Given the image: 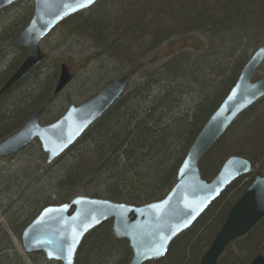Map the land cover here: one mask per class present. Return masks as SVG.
Masks as SVG:
<instances>
[{"label":"trees","instance_id":"trees-1","mask_svg":"<svg viewBox=\"0 0 264 264\" xmlns=\"http://www.w3.org/2000/svg\"><path fill=\"white\" fill-rule=\"evenodd\" d=\"M32 11L31 0L0 11V86L26 56L25 47L8 42ZM57 31L60 44L78 51L77 61L85 55L77 64L93 71L79 96L91 97L118 77L130 79L109 109L51 164L45 165L36 141L0 158V264H60L40 251L25 253L19 243L23 229L46 205L76 195L133 205L163 198L201 127L264 45V0H98L43 40ZM60 62L46 53L0 96V141L42 106L46 124L72 103L67 96L66 106L57 104ZM263 75L264 60L255 78ZM231 155L248 157L254 170L231 182L169 244L164 257L144 264H199L255 171L264 173V96L204 153L201 177L212 178ZM259 253L264 255V218L229 243L217 264H248ZM130 257L128 242L113 235L107 220L84 235L74 264H127Z\"/></svg>","mask_w":264,"mask_h":264},{"label":"water","instance_id":"water-1","mask_svg":"<svg viewBox=\"0 0 264 264\" xmlns=\"http://www.w3.org/2000/svg\"><path fill=\"white\" fill-rule=\"evenodd\" d=\"M19 0H0V10ZM28 23L9 42L23 46L24 61L0 88V96L41 63L45 54L41 41L64 19L89 8L98 0H32ZM264 60V45L256 49L241 69L235 83L201 127L183 158L173 186L160 200L141 205L76 195L68 201L42 209L23 229L20 246L25 253L40 251L47 260L74 264L84 235L111 220L116 238L125 239L131 250L127 264H144L164 257L169 244L205 211L221 192L238 177L251 173L254 163L246 156L231 155L210 179L201 177L198 163L204 153L225 133L232 122L264 96V75L255 73ZM71 79L66 64L60 65L54 92H62ZM130 77L110 81L103 89L80 104H70L54 121L43 124L45 107L15 133L0 142V158L37 139L51 164L121 96ZM254 179L227 216L202 255L199 264H217L227 245L244 237L264 218V173ZM248 264H264L256 254Z\"/></svg>","mask_w":264,"mask_h":264},{"label":"rangeland","instance_id":"rangeland-1","mask_svg":"<svg viewBox=\"0 0 264 264\" xmlns=\"http://www.w3.org/2000/svg\"><path fill=\"white\" fill-rule=\"evenodd\" d=\"M55 34L56 35L50 37V40H48L47 38V40H43L41 42L42 50L44 53H48L49 57L51 58H55V57L61 58V60L64 61L66 65L68 64L67 66H69L68 68L72 75V80L69 83V85L62 92L58 94L57 103L58 106L63 104L66 106V104L68 103L65 102L64 99H66V97L69 96L70 99L72 100V103L77 104L79 102H82V100H86V98H88L91 95V93H89L86 96H79L78 89L82 91V89L80 88L85 84L84 78H86V76H89L93 71L90 68H83V66L81 67L77 64V62H79L85 55L82 56V54H80L79 56L82 57L79 61H77L76 58L78 56L76 53L78 51H75L74 49L71 48L69 49L64 45L58 46L59 48L56 47L57 43H60V41L57 35L58 31ZM152 59H155V56Z\"/></svg>","mask_w":264,"mask_h":264},{"label":"bare ground","instance_id":"bare-ground-1","mask_svg":"<svg viewBox=\"0 0 264 264\" xmlns=\"http://www.w3.org/2000/svg\"><path fill=\"white\" fill-rule=\"evenodd\" d=\"M31 1H32V0H31ZM11 5H12V4H11ZM32 6H33V1H32ZM8 7H9V6H8ZM4 9H5V8H4ZM2 10H3V9H2ZM0 11H1V10H0ZM81 11H82V10H81ZM32 12H33V11H32ZM18 33H19V32H18ZM18 33H17V34H18ZM15 36H16V35H14V36L9 40V42H10ZM9 42H8V46H9V47H15V46H10V45H9ZM59 44H60V43H57V46H56V47H58V46H62V45H63V44H60V45H59ZM58 48H59V47H58ZM71 49H72V48H71ZM44 54H46V53H44ZM25 57H26V56H25ZM24 59H25V58H24ZM24 59H23V61H24ZM23 61H22V62H23ZM22 62H21V63H22ZM63 62H64V61H62V62H60V63L58 64V67H59V68H60V65L65 64V63H63ZM21 63H20V65H21ZM20 65H19V66H20ZM19 66L15 69V71L19 68ZM15 71H14V72H15ZM14 72H13L10 76H12V75L14 74ZM27 74H28V73H27ZM10 76H9V78H10ZM25 76H26V75H25ZM25 76H24V77H25ZM70 76H71V79H70L69 83H70L71 80H72V75H71V73H70ZM24 77H23V78H24ZM9 78H8V79H9ZM8 79H7V80H8ZM7 80H6V81H7ZM57 80H58V77H57ZM6 81H5V82H6ZM135 81H136L137 83H138L139 81H141V80H140V76H138V77L135 79ZM5 82H4V83H5ZM18 82H19V81H18ZM18 82H17V83H18ZM4 83H3V84H4ZM17 83H16V84H17ZM56 83H57V81H56ZM69 83L67 84V86L69 85ZM3 84L0 86V88L3 86ZM16 84H14V85H16ZM14 85H12V86L10 87V89H11ZM55 86H56V84H55ZM67 86H66V87H67ZM10 89H9V90H10ZM101 89H103V88H101ZM101 89H100V90H101ZM9 90H7V91H9ZM100 90H99V91H100ZM7 91H6V92H7ZM99 91H98V92H99ZM6 92H5V93H6ZM5 93H3V94H5ZM261 98H262V97H261ZM57 104H58V103H57ZM70 104H75V103H70ZM78 104H79V103H78ZM252 105H253V104H252ZM42 107H45V106H42ZM45 109H46V107H45ZM45 109H44V111H45ZM44 111H43V114H44ZM43 114H42V116H43ZM33 115H34V114H33ZM33 115H32V116H33ZM32 116H31V117H32ZM42 116H41V120H40L41 122H42ZM31 117H30V118H31ZM30 118H29V119H30ZM29 119H28V120H29ZM26 122H27V121H26ZM26 122H25V123H26ZM18 130H19V129H18ZM18 130H17V131H18ZM17 131H16V132H17ZM81 136H82V135H81ZM81 136H80V137H81ZM80 137H79V138H80ZM4 139H5V138H4ZM4 139H3V140H4ZM3 140H2V141H3ZM2 141H0V142H2ZM35 141H36L37 143H39V141H38L37 139H34V140H32L31 142H35ZM31 142H30V143H31ZM30 143H28L27 145H25L24 147H22L21 149L15 151V152H13V153H16V152H18V151L24 149V148L27 147ZM39 145H40V144H39ZM40 148H41V146H40ZM41 150H42V149H41ZM42 152H43V150H42ZM13 153H11V154H13ZM43 153H44V152H43ZM11 154L5 155V156H3V157L9 156V155H11ZM44 154H45V153H44ZM1 158H2V157H1ZM45 165H48V164H46V154H45ZM70 199H71V198H70ZM51 205H52V204H50V205H46L45 207H47V206H51ZM58 205H59V204H58ZM45 207H43L42 209H44ZM42 209H41V210H42ZM41 210H40V211H41ZM40 211H39V212H40ZM35 217H36V216H35ZM33 219H34V218H33ZM33 219H32V220H33ZM32 220H31V221H32ZM106 221H107V220H106ZM109 221H111V220H109Z\"/></svg>","mask_w":264,"mask_h":264},{"label":"snow or ice","instance_id":"snow-or-ice-1","mask_svg":"<svg viewBox=\"0 0 264 264\" xmlns=\"http://www.w3.org/2000/svg\"><path fill=\"white\" fill-rule=\"evenodd\" d=\"M88 2H91V0H88Z\"/></svg>","mask_w":264,"mask_h":264}]
</instances>
